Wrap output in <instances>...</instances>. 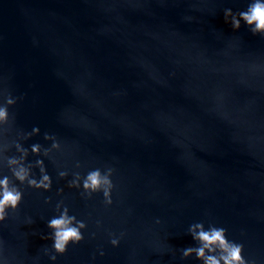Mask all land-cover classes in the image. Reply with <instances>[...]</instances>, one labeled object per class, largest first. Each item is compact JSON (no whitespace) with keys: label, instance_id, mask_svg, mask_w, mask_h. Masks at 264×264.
<instances>
[{"label":"water","instance_id":"1","mask_svg":"<svg viewBox=\"0 0 264 264\" xmlns=\"http://www.w3.org/2000/svg\"><path fill=\"white\" fill-rule=\"evenodd\" d=\"M250 2L0 0V104L16 98L0 147L18 156L20 143L52 181H14L23 197L0 222V264H202L181 258L194 223L264 264V37L223 15ZM45 133L59 149L32 155L51 148ZM97 168L113 169L111 205L68 187ZM60 201L86 228L56 255L41 237Z\"/></svg>","mask_w":264,"mask_h":264},{"label":"clouds","instance_id":"2","mask_svg":"<svg viewBox=\"0 0 264 264\" xmlns=\"http://www.w3.org/2000/svg\"><path fill=\"white\" fill-rule=\"evenodd\" d=\"M223 15L225 23H230L233 30H238L241 27V22H243L253 35L259 34L264 37V0H251L246 10L238 13L226 8ZM15 103L16 98L11 95L3 97V103L0 104V129H4V126L9 123L8 107ZM38 133L39 128L34 127L31 133L24 134L22 139H28ZM43 138L46 141H52L51 148L41 151L40 144H33L30 147L32 155L47 157L52 149H59L60 145L54 136L45 133ZM13 146L19 154L18 156H6L4 152L7 151L8 146L0 147V163L5 164L11 173V178L8 175L0 178V222L7 218L9 210L15 212L22 200L23 192L14 181L18 182L19 185L26 184L29 188L43 191H49L52 184L42 159H36L34 164L25 163L29 150L18 142H13ZM75 166L79 168L80 164L77 163ZM33 168L39 170V179L35 178L32 172ZM112 173V168H107L103 173L99 168L91 170L83 178L79 173H73V179L68 182V187L82 188L83 194L88 197L93 193L102 192L104 204L111 205L113 184L110 177ZM67 175L66 171L58 173L60 179L65 178ZM60 191L58 190V195ZM45 203H49V199H45ZM62 204L63 201L56 204L55 209L59 214L47 222L46 227L50 230V235L41 237L52 241V251L56 255H62L69 243L74 245L79 243L83 239L81 230L86 228V224L83 221L76 220L75 216H70L68 208L66 206L62 207ZM156 223L159 224L160 221L157 220ZM225 233L226 230L223 227H216L211 224L207 230H205L203 223L190 225L188 234L197 246L182 249L181 258L185 259L194 255L202 264H249L242 256L243 245L229 241ZM110 243L113 247H116L119 239L112 238ZM45 254L48 255V252L46 251ZM99 254L103 256L104 253L100 251ZM56 255H49V259L55 261Z\"/></svg>","mask_w":264,"mask_h":264}]
</instances>
